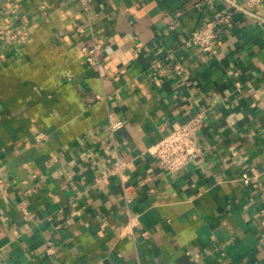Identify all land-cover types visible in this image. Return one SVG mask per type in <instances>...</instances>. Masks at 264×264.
Here are the masks:
<instances>
[{"label": "crops", "instance_id": "1", "mask_svg": "<svg viewBox=\"0 0 264 264\" xmlns=\"http://www.w3.org/2000/svg\"><path fill=\"white\" fill-rule=\"evenodd\" d=\"M229 2L91 0L88 16L78 0H0V264H264V0L216 52L185 42ZM198 111L200 152L165 170L150 146Z\"/></svg>", "mask_w": 264, "mask_h": 264}, {"label": "built area", "instance_id": "2", "mask_svg": "<svg viewBox=\"0 0 264 264\" xmlns=\"http://www.w3.org/2000/svg\"><path fill=\"white\" fill-rule=\"evenodd\" d=\"M86 15L89 16L90 2L91 0H78ZM260 0H244L238 3L236 0H230L231 7L221 14L211 17L192 29L185 42L188 45L195 46L203 51L216 52V48L213 44L214 40L218 36L220 29L224 26H231L233 23L234 13L238 9H244L245 6H252ZM76 30L79 34H84V24H78ZM12 35H10L11 37ZM14 36V35H13ZM89 41L82 46V50L85 53V62L90 65H96L101 72V63L99 61V53L101 52L104 44L103 37L95 33V31L89 27L88 32ZM172 69L175 72H180L182 66L179 62L173 64ZM233 75L238 77L235 80V86L237 89L241 87V81L239 80L240 69L234 68ZM97 98L103 97L102 94H96ZM124 125L122 117L117 116L113 111L107 113V130L110 133H114ZM203 125V113L201 111L193 113L185 121L175 123L174 126L165 134H163L157 141H155L149 148L150 153L159 165L169 172H175L185 165L191 158L196 156L200 152V146L196 140V131ZM37 137H44L45 134L40 132ZM87 152H82V156ZM126 169L127 163L124 159L116 157L109 168V173L116 174L122 181V193L126 201L132 197V185L126 183ZM244 182L249 181V177H244ZM7 190V182L3 176H0V193H5ZM25 201H23L24 203ZM24 209V208H23ZM24 213L27 210L24 209ZM138 222L137 215H129V218L125 225L122 226V231L125 229H132V227ZM148 230H143L142 235L148 234ZM55 247L49 245L46 251L52 252ZM162 264H171L165 262Z\"/></svg>", "mask_w": 264, "mask_h": 264}]
</instances>
